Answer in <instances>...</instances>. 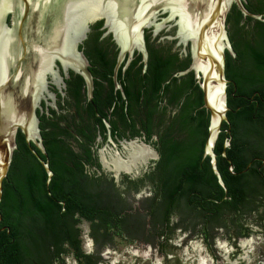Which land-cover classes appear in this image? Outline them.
I'll list each match as a JSON object with an SVG mask.
<instances>
[{
  "label": "trees",
  "instance_id": "16d2710c",
  "mask_svg": "<svg viewBox=\"0 0 264 264\" xmlns=\"http://www.w3.org/2000/svg\"><path fill=\"white\" fill-rule=\"evenodd\" d=\"M242 3L264 17V0ZM102 26L91 25L79 46L90 63L92 103L83 78L70 72L65 98L58 95L54 107L36 110L44 154L30 147L47 164L50 179L17 133L0 194V264H65L69 255L79 264H99L100 253L116 239L158 244L167 252L177 230L211 245L217 230L264 212V19L243 16L235 4L226 17L233 52L225 51L228 123L212 149L226 191L204 156L209 113L202 91L193 72L179 75L191 64L190 52L168 40L173 32L153 37L146 30V65L141 54L129 64L127 58L117 90V50ZM134 139L158 158L140 174L122 173L116 180L102 169L99 150L109 141L120 148ZM83 222L92 254L81 248Z\"/></svg>",
  "mask_w": 264,
  "mask_h": 264
},
{
  "label": "water",
  "instance_id": "95a60500",
  "mask_svg": "<svg viewBox=\"0 0 264 264\" xmlns=\"http://www.w3.org/2000/svg\"><path fill=\"white\" fill-rule=\"evenodd\" d=\"M243 1L0 0V194L16 149L18 132L44 167L48 179L51 178L47 164L30 147L33 144L44 154L36 110L47 93L48 75L57 76L54 70L56 60L80 74L85 82L87 100L92 103L93 78L86 67V59L76 47L85 38L88 25L97 20H104L103 27L113 35L121 49V57L137 49L145 62L144 29L152 31V35L167 28L177 29L173 39L183 47L187 46L191 55L190 66L179 75L193 72L202 91L203 108L209 113L204 156L210 158L212 171L226 191L212 150L222 123H228L225 51L233 52L227 37L226 17L235 4L243 16L264 19L250 14ZM7 19L10 20L9 26ZM128 143L122 141L121 145ZM228 146L227 139L223 148ZM154 152L153 158H158ZM103 155L101 152V157ZM222 157H226L224 151ZM99 159L102 169L110 172L116 180L121 173L132 175L137 169L116 173Z\"/></svg>",
  "mask_w": 264,
  "mask_h": 264
},
{
  "label": "flooded vegetation",
  "instance_id": "af4514ba",
  "mask_svg": "<svg viewBox=\"0 0 264 264\" xmlns=\"http://www.w3.org/2000/svg\"><path fill=\"white\" fill-rule=\"evenodd\" d=\"M97 21H103V24H104V20H97ZM6 24L8 26L10 25L9 19H7ZM91 25L93 24L88 25L89 30L86 32L85 38L76 47L77 50L86 59L87 61L86 67L88 71L90 68V63L88 59L86 58L84 52L79 49V46L85 41L88 33L90 32ZM102 29L105 30L104 37L110 36L113 41V45L115 46L117 50L116 62H115V65L112 71V81H113L114 88L119 90L121 89V84L119 83L117 76H118V70L121 64L127 58H128L127 63L129 64L135 58V55H138L141 53L139 50L134 49L132 52L130 53L127 52L121 57V49L115 43L113 39V35L110 33L108 34L107 29H105L103 26H102ZM145 31L146 29H144L143 31V36H145ZM183 50H184L183 51L184 54H187L189 52L188 48L183 47ZM111 55L112 54L109 55V62L112 61ZM142 61L146 65L147 58L145 62L142 56ZM54 70L57 72V76L53 77L52 75H48L47 93H44V97L40 101L39 108H41V105L42 107L43 105L44 106L51 105V107H54L55 103L57 102L58 95L60 96L61 99L65 98L66 96L65 90L67 88V81L70 80V72H73L80 76V74L77 73L72 67L70 66L64 67V64L60 60H56ZM115 70H116V75L114 73ZM114 76H115V80H114ZM262 212L263 210L259 209L258 213H251L250 215H246L242 217V219H240L236 225H233L228 230H223V229L217 230V237L214 239L211 245L208 244V242L202 236H196L194 234H191L189 231L181 232L180 230H177L176 233L177 232L183 233L186 236L184 244H187L188 242L192 240L199 239L201 243L204 245L205 250L210 254L209 258H210L211 264H219V262L220 264H225V263L231 264L233 261L234 262L239 261L240 264H246L247 261L244 259L245 257L244 250H246L247 255L249 257V260H248L250 261L249 264H264V242H261L260 244H257L259 242H255L256 240L260 241V239L261 240L264 239V212L263 213ZM123 241H125L127 246L141 245V246H147L149 248L154 249L157 252L156 254L160 255L163 258V261L165 264H176V263L181 264L175 252H172V250L164 252L160 249V246L158 244L152 245L150 243H145L142 241H135V242H129L126 240H123ZM172 241H170V245L173 247L174 244L172 245ZM92 245H93L92 249L88 251H86L83 248V244H81V248L85 254H92L94 252L93 241H92ZM114 248H115V243H114L113 248L106 247L105 249H107V251L109 252V250H112ZM103 251L100 253V257L102 260L99 264H104V262L105 264L106 263L110 264L108 263L109 261L107 260L111 259L112 257L110 256V258H105L103 256ZM66 257H70L75 262V264H79L78 260L74 258L73 256L69 255ZM66 257H64V260Z\"/></svg>",
  "mask_w": 264,
  "mask_h": 264
},
{
  "label": "rangeland",
  "instance_id": "374dc122",
  "mask_svg": "<svg viewBox=\"0 0 264 264\" xmlns=\"http://www.w3.org/2000/svg\"><path fill=\"white\" fill-rule=\"evenodd\" d=\"M162 32H165V33L173 32L172 35L168 37V40L175 41L176 47H180L183 50L182 44H179L177 39H173V37L177 33L176 28H167L153 35V37H157ZM184 48H188V47L185 46ZM128 142L130 143L136 142L138 145L144 143L140 139H134ZM126 145L125 146L120 145V148H118L116 144L109 141V144L105 145L103 148L99 150V158H101V152H102L105 155L106 160L108 161L110 160V157L112 159L120 158L121 160L126 161L128 159V154H129L128 150H126L127 149ZM156 159L157 158H151L147 160L145 163L139 164L137 166V169L133 172L132 176H136L140 174L141 171H144L147 168L150 161H153ZM107 173H110V172H107ZM143 195L148 196L149 194L145 192L143 193ZM143 195L141 193V195L137 196V199L141 198ZM79 227L81 230V239H82L83 248L86 251L91 250L93 245H92L91 238L89 237L88 223L83 222ZM185 239H186V236L183 233L177 232L175 238L172 241V245L174 244V246L172 247V252L176 253V256L178 260L181 262V264H211V261L209 258L210 254L205 250L204 245L201 243L199 239L192 240L188 242L187 244H184ZM255 242H259L257 244H260L261 242H264V239L263 240L260 239V241L256 240ZM114 243H115L114 249L109 250V252L107 251V249L103 251V256L105 258H110V256L112 257L111 259L107 260L109 261L108 263L110 264H165L163 261V258L160 255H157L156 254L157 252L152 248H149L147 246H141V245L127 246L125 241L119 240V239H116ZM244 256H245L244 259L247 261L246 264H249L250 261H248L249 257L247 255L246 250H244ZM65 264H75V262L70 257H66ZM231 264H240V262L233 261Z\"/></svg>",
  "mask_w": 264,
  "mask_h": 264
},
{
  "label": "bare ground",
  "instance_id": "6f19581e",
  "mask_svg": "<svg viewBox=\"0 0 264 264\" xmlns=\"http://www.w3.org/2000/svg\"><path fill=\"white\" fill-rule=\"evenodd\" d=\"M209 102L211 104V98L209 96ZM126 150H128V159L126 161L121 160L120 158L106 160L105 156L103 155L101 159L103 160V164L109 168V170L114 171L116 173L123 171H131L141 163L146 162L147 160L153 158L155 156L154 150L145 146V145H138L136 142H131L126 145Z\"/></svg>",
  "mask_w": 264,
  "mask_h": 264
}]
</instances>
